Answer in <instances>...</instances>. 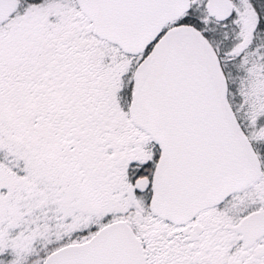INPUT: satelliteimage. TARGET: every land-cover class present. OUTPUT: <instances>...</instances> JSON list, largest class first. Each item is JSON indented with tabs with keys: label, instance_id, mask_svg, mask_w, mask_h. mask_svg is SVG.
I'll list each match as a JSON object with an SVG mask.
<instances>
[{
	"label": "snow or ice",
	"instance_id": "1",
	"mask_svg": "<svg viewBox=\"0 0 264 264\" xmlns=\"http://www.w3.org/2000/svg\"><path fill=\"white\" fill-rule=\"evenodd\" d=\"M0 264H264V0H0Z\"/></svg>",
	"mask_w": 264,
	"mask_h": 264
}]
</instances>
